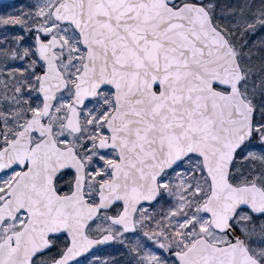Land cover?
Masks as SVG:
<instances>
[{
    "label": "snow or ice",
    "instance_id": "1",
    "mask_svg": "<svg viewBox=\"0 0 264 264\" xmlns=\"http://www.w3.org/2000/svg\"><path fill=\"white\" fill-rule=\"evenodd\" d=\"M0 264H264V0L0 15Z\"/></svg>",
    "mask_w": 264,
    "mask_h": 264
},
{
    "label": "water",
    "instance_id": "2",
    "mask_svg": "<svg viewBox=\"0 0 264 264\" xmlns=\"http://www.w3.org/2000/svg\"><path fill=\"white\" fill-rule=\"evenodd\" d=\"M9 1H14V0H0V4L6 3V2H9Z\"/></svg>",
    "mask_w": 264,
    "mask_h": 264
},
{
    "label": "rangeland",
    "instance_id": "3",
    "mask_svg": "<svg viewBox=\"0 0 264 264\" xmlns=\"http://www.w3.org/2000/svg\"><path fill=\"white\" fill-rule=\"evenodd\" d=\"M18 5H19V4H18ZM4 12L7 13V12H9V10H5Z\"/></svg>",
    "mask_w": 264,
    "mask_h": 264
},
{
    "label": "trees",
    "instance_id": "4",
    "mask_svg": "<svg viewBox=\"0 0 264 264\" xmlns=\"http://www.w3.org/2000/svg\"><path fill=\"white\" fill-rule=\"evenodd\" d=\"M4 14V13H3Z\"/></svg>",
    "mask_w": 264,
    "mask_h": 264
}]
</instances>
